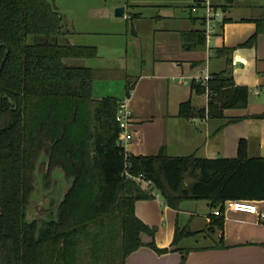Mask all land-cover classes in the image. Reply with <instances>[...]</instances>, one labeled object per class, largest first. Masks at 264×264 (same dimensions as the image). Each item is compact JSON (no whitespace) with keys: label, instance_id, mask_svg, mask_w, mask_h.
Instances as JSON below:
<instances>
[{"label":"trees","instance_id":"1","mask_svg":"<svg viewBox=\"0 0 264 264\" xmlns=\"http://www.w3.org/2000/svg\"><path fill=\"white\" fill-rule=\"evenodd\" d=\"M261 24L242 46L253 45ZM72 32L49 0H0V264H125L144 245L157 254L186 253L176 246L193 233L178 226L170 247L143 243L141 236L153 237L154 230L136 216L135 204L153 198V190L174 209L187 199L208 200L220 211L211 217L210 232L223 229L227 200H264V157H249L245 140L234 158L128 154L116 117L121 99L94 97V82L105 76L74 61L97 57V48L71 44ZM190 34L205 42L203 30ZM233 51L214 49L225 68L207 85L192 84L196 93H207V105L196 110L186 101L180 116L223 120L218 130L248 117L264 119V111L227 114L247 110L250 93L233 80ZM131 86L128 79L126 95ZM44 152L45 187L56 168L71 185L54 218L28 222L25 210ZM126 168L141 180L127 179Z\"/></svg>","mask_w":264,"mask_h":264},{"label":"crops","instance_id":"2","mask_svg":"<svg viewBox=\"0 0 264 264\" xmlns=\"http://www.w3.org/2000/svg\"><path fill=\"white\" fill-rule=\"evenodd\" d=\"M198 1L203 0H52L67 16L73 31L67 37L69 42L97 48V57L74 61L105 76L94 82V97L101 98L96 92L103 85L131 79L129 95L125 90L119 98L128 96L132 111L133 137L125 146L128 154L234 158L240 140H245L249 157H264V119L248 117L218 130L223 120L179 115L180 105L186 101L196 110L207 105V94L196 93L192 84L200 82L206 72L225 68V58L214 56L216 47L234 48L236 85L248 87L250 93L264 90V31L253 45L242 46L262 25L264 0H222L220 5L226 9L208 43H200L195 34L187 35L204 29V9ZM195 4L198 9L193 12ZM119 6L125 7L130 31L123 21L115 22ZM188 9L194 13L190 22L184 17ZM261 112L253 110L249 100L247 110H229L227 114ZM185 182L191 185L194 181L187 177ZM153 195L135 204L136 216L154 230L153 237L141 236L143 243L153 240L159 248L170 247L178 226L193 233L183 239L186 246H176L188 251L157 254L144 245L125 264H180L183 256L184 264H264V220L256 214L224 208L223 229L210 232L216 209L208 200L187 199L174 209L158 192L153 190ZM253 202L264 211V200Z\"/></svg>","mask_w":264,"mask_h":264},{"label":"rangeland","instance_id":"3","mask_svg":"<svg viewBox=\"0 0 264 264\" xmlns=\"http://www.w3.org/2000/svg\"><path fill=\"white\" fill-rule=\"evenodd\" d=\"M49 1L52 2V0ZM221 1L222 0H217L213 2L220 5ZM249 2L262 3L261 1H256V0L255 1L251 0ZM189 9L186 10V12H184V17L188 19L190 22L191 16H193L194 13L190 12ZM64 19H65V24L69 26L70 24L65 14H64ZM114 19L115 22L123 21L124 25L130 31L131 22L127 21L126 17L124 18L116 17ZM124 25L123 28H125ZM117 27L120 28L119 25ZM210 43H211V47H213L212 46L214 44L213 40H211ZM126 83L127 82L125 80L124 81L116 80L114 82H111L110 84L103 85L100 87L99 91L97 88L96 96L102 98L104 96L113 95L120 98L122 95L124 96V91L126 90ZM249 100L251 102V106L253 110L259 112L264 110V90L258 91L256 93L251 92L249 95ZM45 154L46 152H44L43 155L40 157L37 163V170L35 171L34 190L30 197L31 207L29 211L27 210L28 212L27 220L29 221L33 219H39V220L41 219L45 221V219L48 220L49 218H54L56 216V204L61 199L62 195L64 194V192L67 190L68 186L71 183V179L66 178L64 176L63 171L59 168H56L55 170L52 171L50 185L48 187H45V184L42 179L43 175L39 170L40 164L46 161ZM187 244L188 243L186 240H182L179 243V246H186Z\"/></svg>","mask_w":264,"mask_h":264},{"label":"built area","instance_id":"4","mask_svg":"<svg viewBox=\"0 0 264 264\" xmlns=\"http://www.w3.org/2000/svg\"><path fill=\"white\" fill-rule=\"evenodd\" d=\"M202 7L204 9V15L201 17V21L203 24V31L205 33V40L208 43L211 39L212 32L218 27V23L222 20L223 9L221 5L214 3L213 0H203L201 2ZM198 9V5L195 4L191 7V11L195 12ZM212 79V76L209 72H206L200 78V82L203 85H207V83ZM207 94V93H206ZM117 121L120 128L121 139L120 144L125 148V146L132 140L133 133L130 128L132 111L129 106V97L126 96L121 99L118 110H117ZM125 177L127 179H135L141 180L138 177L132 176L127 168L125 169ZM146 186L150 187V182L144 181ZM225 209H230L234 211H244L256 214L260 220H264V211L260 210L255 202L246 201V200H227L224 204ZM214 215H220V211L218 209L214 210Z\"/></svg>","mask_w":264,"mask_h":264},{"label":"water","instance_id":"5","mask_svg":"<svg viewBox=\"0 0 264 264\" xmlns=\"http://www.w3.org/2000/svg\"><path fill=\"white\" fill-rule=\"evenodd\" d=\"M115 16L118 17V18H123L125 16V7L124 6L116 7L115 8ZM4 60L0 64V69H1V67L3 65Z\"/></svg>","mask_w":264,"mask_h":264},{"label":"flooded vegetation","instance_id":"6","mask_svg":"<svg viewBox=\"0 0 264 264\" xmlns=\"http://www.w3.org/2000/svg\"><path fill=\"white\" fill-rule=\"evenodd\" d=\"M70 185H71V184H70ZM69 187H70V186H68V188H69ZM68 188H67V189H68ZM66 191H67V190H66ZM66 191H65V192H66ZM65 192H64V194H65ZM64 194L62 195L61 199L57 202V204H56V208H57L58 204L60 203V201L62 200ZM30 202H31V201H30V199H29V201H28V205H27V208H26V210H25V220L28 221V222H31V221H34V220L44 222V220H41V219H40V220H39V219H33V220H30V221L27 220V215H28L27 210L29 211V209H30V207H31ZM29 205H30V206H29ZM28 206H29V207H28ZM48 220H49V219H48ZM45 221H47V220L45 219Z\"/></svg>","mask_w":264,"mask_h":264}]
</instances>
